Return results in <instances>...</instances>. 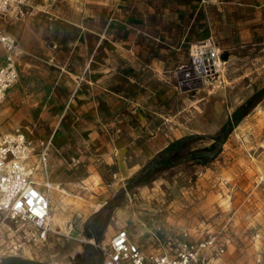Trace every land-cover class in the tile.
Returning a JSON list of instances; mask_svg holds the SVG:
<instances>
[{
    "label": "rangeland",
    "instance_id": "obj_1",
    "mask_svg": "<svg viewBox=\"0 0 264 264\" xmlns=\"http://www.w3.org/2000/svg\"><path fill=\"white\" fill-rule=\"evenodd\" d=\"M128 1L30 0L22 14L9 11L0 19L15 34L19 72L0 104V135L20 127L34 143L50 139L47 172L38 171L36 178L51 185L41 188L49 197L51 218L58 219L51 221L55 232L43 244L8 255L14 237L9 221L0 218V264L8 256L41 264H76L86 248L98 249L96 243H106L119 229L146 253L175 247L184 238L198 241L210 230L225 248L219 257L209 255V264H264V98L234 125L212 161L176 165L144 185L132 178L149 159L135 162L127 149L118 163L114 152L98 151L82 132L65 131L55 141L41 123L44 91L55 68L47 62L50 42L59 33L74 37L72 21L102 27L113 9ZM145 1L157 15L160 40L176 44L183 32L191 42L210 36L224 63L215 78L189 86L182 85L175 70L168 80L174 87H153L156 100L152 104L149 99L147 108L135 109L131 96L129 126L141 128L137 140L156 132L168 139L193 132L214 134L237 106L264 87V0ZM105 94L108 105L109 91ZM113 99L115 111L125 107L123 100ZM109 109L103 108L108 123L105 142L113 143L116 127L109 123ZM210 142L206 137L198 145ZM124 160L137 170L126 169ZM111 199H117L118 206L102 212L108 224L96 241L87 234L90 218Z\"/></svg>",
    "mask_w": 264,
    "mask_h": 264
},
{
    "label": "crops",
    "instance_id": "obj_2",
    "mask_svg": "<svg viewBox=\"0 0 264 264\" xmlns=\"http://www.w3.org/2000/svg\"><path fill=\"white\" fill-rule=\"evenodd\" d=\"M154 12L145 0H129L116 6L102 27L94 22L70 21L76 27L74 37L59 33L50 42L47 62L55 68L44 91L45 110L40 120L48 132L52 131V139L59 140L65 131L82 132L89 144L105 154L114 152L113 157L121 163L127 149L135 162L150 160L173 139L191 134L168 139L156 132L137 140L141 128L129 126L130 97L135 99V109L147 108L149 99L152 104L156 100L157 89L153 87H174L168 80L171 73L174 77L177 70L180 72L191 43L184 39L186 32L176 44L160 40ZM105 91L110 94L108 105ZM114 96L123 100V109L115 111ZM108 106L109 123L116 127L113 143L105 142L108 123L103 108ZM126 160V169L136 171Z\"/></svg>",
    "mask_w": 264,
    "mask_h": 264
},
{
    "label": "built area",
    "instance_id": "obj_3",
    "mask_svg": "<svg viewBox=\"0 0 264 264\" xmlns=\"http://www.w3.org/2000/svg\"><path fill=\"white\" fill-rule=\"evenodd\" d=\"M30 0H0V19L6 14H22ZM0 47L4 60L0 63V104L7 91L17 81L18 55L16 38L0 21ZM223 61L221 50L212 37L191 42L187 63L181 67L182 85L206 82L219 75ZM51 141L33 142L20 127L0 135V218L6 219L13 240L8 255L31 245H41L52 235L51 204L45 187L37 181L36 173L47 172L48 147ZM48 188V187H47ZM187 237L188 233L183 232ZM101 254L100 264H209L219 257L225 243L212 231L198 241L184 238L175 247H161L146 253L125 229L113 233L106 243H96ZM214 259V258H213Z\"/></svg>",
    "mask_w": 264,
    "mask_h": 264
},
{
    "label": "trees",
    "instance_id": "obj_4",
    "mask_svg": "<svg viewBox=\"0 0 264 264\" xmlns=\"http://www.w3.org/2000/svg\"><path fill=\"white\" fill-rule=\"evenodd\" d=\"M264 98V87L249 96L244 102L235 108L228 120L221 128L211 135L191 133L173 139L151 158L132 178L139 184H147L153 180L156 174L172 168L182 163L192 162L194 164L205 165L212 161L222 150V145L227 139L234 125H236L243 117H245L262 99ZM210 138L211 142L206 145H198L199 141L204 138ZM117 199H111L91 218V230L87 234H93L96 241H99V236L104 227L108 224L107 218L102 217L104 210L112 211L118 206ZM90 245H86L89 247ZM91 247V246H90ZM76 264H100L101 254L98 249H87L78 258ZM2 264H41L29 259H22L15 256H8L2 259Z\"/></svg>",
    "mask_w": 264,
    "mask_h": 264
},
{
    "label": "bare ground",
    "instance_id": "obj_5",
    "mask_svg": "<svg viewBox=\"0 0 264 264\" xmlns=\"http://www.w3.org/2000/svg\"><path fill=\"white\" fill-rule=\"evenodd\" d=\"M42 185H44L45 187H48V188L51 187L50 184H49L50 186H48V184H45V183H42ZM50 219H51V221H52L53 223H56V222L58 221V219L55 218V217H53V218L50 217ZM58 224H59V223H58Z\"/></svg>",
    "mask_w": 264,
    "mask_h": 264
}]
</instances>
